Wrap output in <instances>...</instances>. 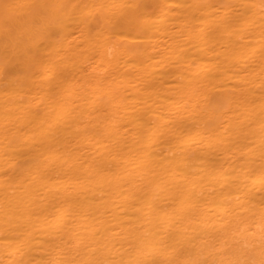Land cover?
Returning a JSON list of instances; mask_svg holds the SVG:
<instances>
[{"label":"bare ground","instance_id":"obj_1","mask_svg":"<svg viewBox=\"0 0 264 264\" xmlns=\"http://www.w3.org/2000/svg\"><path fill=\"white\" fill-rule=\"evenodd\" d=\"M0 264H264V0H0Z\"/></svg>","mask_w":264,"mask_h":264}]
</instances>
